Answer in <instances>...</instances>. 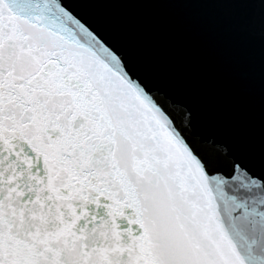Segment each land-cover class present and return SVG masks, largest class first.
<instances>
[{
    "label": "snow or ice",
    "instance_id": "6c2138e0",
    "mask_svg": "<svg viewBox=\"0 0 264 264\" xmlns=\"http://www.w3.org/2000/svg\"><path fill=\"white\" fill-rule=\"evenodd\" d=\"M101 2L257 16L258 157L78 7ZM0 264H264V0H0Z\"/></svg>",
    "mask_w": 264,
    "mask_h": 264
},
{
    "label": "water",
    "instance_id": "95a60500",
    "mask_svg": "<svg viewBox=\"0 0 264 264\" xmlns=\"http://www.w3.org/2000/svg\"><path fill=\"white\" fill-rule=\"evenodd\" d=\"M151 82L192 106L208 131L260 150L258 17L226 5L101 2L78 6Z\"/></svg>",
    "mask_w": 264,
    "mask_h": 264
}]
</instances>
